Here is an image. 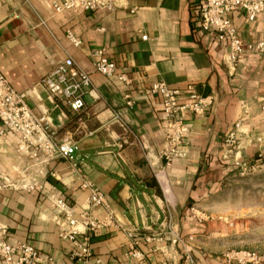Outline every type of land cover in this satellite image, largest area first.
Here are the masks:
<instances>
[{
	"label": "crops",
	"instance_id": "crops-1",
	"mask_svg": "<svg viewBox=\"0 0 264 264\" xmlns=\"http://www.w3.org/2000/svg\"><path fill=\"white\" fill-rule=\"evenodd\" d=\"M115 3L109 12L54 13L47 0H0V71L16 91L27 92L34 114L45 116L59 136L73 138L81 174L61 158L24 157L16 150L18 136L7 133L0 144V222L9 241L28 242L63 264H79L69 259L73 246L58 236L56 211L45 195L63 199L79 218L88 207L89 190L81 187L85 179L105 195L115 224L90 236L89 264H140L124 256L130 231L144 264H189L186 255L194 264H228L225 251L213 243L215 225L201 220L202 211L225 171L264 159V144L246 140L264 134V51L245 50L235 68L225 65V47L199 29L197 0ZM229 17L245 44L264 39V12L252 21L239 10ZM66 30L79 46L65 37ZM94 50L114 61L130 80L128 87L94 72ZM65 57L92 80L80 114L53 102L40 84ZM158 81L180 91L192 86L213 98L206 115L186 114L187 155L169 166L159 157L166 131L161 97L144 94ZM126 92L132 106L125 105ZM237 120L238 145L228 148L224 138ZM33 181L44 193L25 188ZM92 214L98 220L106 215L99 206ZM168 226L183 244L169 242Z\"/></svg>",
	"mask_w": 264,
	"mask_h": 264
},
{
	"label": "built area",
	"instance_id": "built-area-1",
	"mask_svg": "<svg viewBox=\"0 0 264 264\" xmlns=\"http://www.w3.org/2000/svg\"><path fill=\"white\" fill-rule=\"evenodd\" d=\"M52 12L60 13L65 10L73 12H100L113 11L116 7L115 0H47ZM196 18L199 29L203 33H213L217 41L225 47L223 56L225 65L235 68L245 50L254 48L258 52L264 51V39L254 45L245 44L237 35L229 13L239 10L252 21L264 12V0H197L195 5ZM65 37L74 45L79 46L80 40L66 30ZM146 39L145 35L141 36ZM92 67L94 72L107 78H116L124 86H129L130 80L123 72H118L114 61L105 56L103 50L91 52ZM40 84L45 88L53 102L60 104L74 114L84 111L85 97L92 90L90 74L78 67L72 58L65 57L40 79ZM146 95L161 97V113L165 120V136L159 157L166 166L174 160L185 158L187 155L188 136L190 128L185 121L187 113L204 116L213 106L212 96L198 94L192 86L185 90L169 88L162 81L153 83L144 90ZM182 96L186 100L181 101ZM125 105L132 106L135 101L126 92ZM260 111L264 116V97ZM241 127L237 120L233 129L224 138L228 148L238 145L237 131ZM13 133L18 136L16 150L24 157L37 161L44 157L45 160L61 158L69 167L81 177L77 167L75 152L77 144L68 135L59 136L57 129L53 128L43 115L34 114L27 102V92L16 91L0 71V144L7 135ZM248 143L264 144V134L247 137ZM83 179V178H82ZM11 186V184H9ZM82 188H88L87 209L75 218L67 204L60 197L52 193L46 194L56 211L57 234L69 241L73 250L69 259L79 264H89L91 259L90 236L99 228L112 226L114 216L107 203L105 195L90 182L83 179ZM27 190H38L44 193L42 186L33 181L25 186ZM102 207L106 213L103 220H98L92 214V208ZM168 240L171 244H183L182 238L168 226ZM129 238L126 258H131L140 264L145 263V256L137 247L135 231L127 232ZM9 233L5 224L0 222V264H63L51 256L45 255L35 249L28 242L9 241ZM228 264H263L264 257L253 251L230 250L223 254ZM189 264L193 260L186 255Z\"/></svg>",
	"mask_w": 264,
	"mask_h": 264
},
{
	"label": "rangeland",
	"instance_id": "rangeland-1",
	"mask_svg": "<svg viewBox=\"0 0 264 264\" xmlns=\"http://www.w3.org/2000/svg\"><path fill=\"white\" fill-rule=\"evenodd\" d=\"M202 212L201 220L215 225L218 250H247L264 257V159L225 171Z\"/></svg>",
	"mask_w": 264,
	"mask_h": 264
}]
</instances>
